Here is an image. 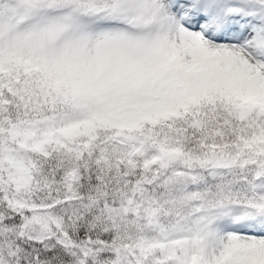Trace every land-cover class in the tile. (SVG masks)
I'll list each match as a JSON object with an SVG mask.
<instances>
[{"label":"snow or ice","instance_id":"6c2138e0","mask_svg":"<svg viewBox=\"0 0 264 264\" xmlns=\"http://www.w3.org/2000/svg\"><path fill=\"white\" fill-rule=\"evenodd\" d=\"M0 264H264V0H0Z\"/></svg>","mask_w":264,"mask_h":264}]
</instances>
